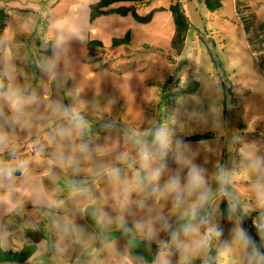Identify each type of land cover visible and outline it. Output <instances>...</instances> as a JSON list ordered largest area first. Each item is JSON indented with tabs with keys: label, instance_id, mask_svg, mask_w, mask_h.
<instances>
[{
	"label": "clouds",
	"instance_id": "clouds-1",
	"mask_svg": "<svg viewBox=\"0 0 264 264\" xmlns=\"http://www.w3.org/2000/svg\"><path fill=\"white\" fill-rule=\"evenodd\" d=\"M26 61L12 36L0 40V217L32 210L16 229L0 224V249L46 219L55 240L42 250L51 245L64 262L75 254L76 264H148L132 251L142 242L155 245L152 264H264V141L245 142L238 162L210 166L218 145L194 149L185 139L223 132L214 85L167 115L127 120L112 115L110 98L84 95L63 41L37 70ZM219 215L231 222L227 237Z\"/></svg>",
	"mask_w": 264,
	"mask_h": 264
},
{
	"label": "rangeland",
	"instance_id": "rangeland-1",
	"mask_svg": "<svg viewBox=\"0 0 264 264\" xmlns=\"http://www.w3.org/2000/svg\"><path fill=\"white\" fill-rule=\"evenodd\" d=\"M152 1L159 5V12L150 13V6L144 11H139L144 14L143 18L149 20L157 13H162L153 26L142 28L144 32L147 31L143 35L148 40V44L139 43L137 46L133 45L131 49L122 50L117 46V51L109 47L102 55L109 58L108 67L118 73L126 72L127 80L129 77L136 78V86L148 95L140 105L129 106L122 100L116 101L113 98L118 95V89L114 88L110 99L117 104L115 102L110 105L112 115L127 120H135L139 114L140 116L167 115L178 106L179 98L203 96L204 83L209 82L215 86L213 91L220 97L223 132L218 134L211 128H204L187 135L185 139L194 149L200 146L202 140L218 145L220 155L211 158L210 166L217 161L227 165L238 162L240 149L245 142L264 141V0H181L180 9L190 23V31L185 33V37L179 36L178 25L170 9L172 4L178 3L177 0H134V3H141L144 7ZM32 5L45 8L40 11L41 9H34ZM162 6L167 7L166 10ZM3 7L6 9V17L3 28L0 29V40L12 36L19 47H24L27 55L25 67L33 71L37 70L45 60L37 56L41 55L39 52L47 45L43 56L46 57L50 53V42L41 41L39 45L35 35L48 33L50 17L53 16L51 0L43 2L0 0V8ZM135 8L137 7H127V11L131 9L135 15L137 14ZM106 10L105 13H108L109 10ZM83 47L80 54L76 50L77 56L69 55L71 59L82 62ZM132 51H134L132 56H129ZM88 58H93L92 53ZM100 59L99 57L92 60L85 59L84 62H88L86 66L91 67ZM85 76L79 77L77 74L78 82L87 86L84 95L91 97L98 94L100 100H106L107 90L99 87L92 91L93 87H97L103 81L94 80L95 78L88 77L87 74ZM194 80L197 81L196 92L186 93V89ZM28 83L31 88L40 86L35 80H29ZM122 83L123 90L133 96L131 103H136L140 92H136L137 89L132 90L125 81ZM204 107H207L206 103ZM94 130L100 131L98 123L94 125ZM204 133H211L210 137L202 140L188 139L194 134ZM30 217L32 210L29 205L24 215L15 222L0 217V224H7L9 228L16 229L17 225H22ZM79 222L91 225L90 219L87 218ZM217 223L223 229L224 237H227L230 234L231 222L223 221L219 215ZM244 225L256 235L251 218H247ZM27 228L29 227H21L13 245L3 249L17 250L27 242H32V237L27 234ZM34 229L45 234L44 238L38 239L36 252L23 263L0 259V264H76L75 254L70 261L64 262L57 257L51 245L47 250H42L45 241L55 240V235L46 219H41ZM116 236L123 245L125 241L119 238V233ZM132 251L134 254L143 255L148 264H152L155 245L149 250L140 242Z\"/></svg>",
	"mask_w": 264,
	"mask_h": 264
},
{
	"label": "crops",
	"instance_id": "crops-1",
	"mask_svg": "<svg viewBox=\"0 0 264 264\" xmlns=\"http://www.w3.org/2000/svg\"><path fill=\"white\" fill-rule=\"evenodd\" d=\"M43 1L44 0H40V2ZM99 1L101 0H51L53 16L50 17L51 24L49 23L48 25V33L45 35H35L39 45L41 41L44 43L50 42V53L46 57L43 56L47 46L46 45L45 48L39 52L41 55L38 54L37 56L39 58H45L41 66L45 65L53 54L55 40L63 41V48L66 50L68 55L72 54L77 56L76 50H78V53L80 54L82 46H84L82 51V62H77L76 60L72 59V63L73 65L76 64L74 67L79 77H84L87 74L88 77L95 78L94 80L101 79L103 81V83L99 84L97 87H93L92 91L102 87L108 91V96L106 97V99H108L110 96L112 97L111 92L114 88H116L118 89V95L113 97L116 101L122 100L124 103L129 104V106L138 104L140 105V102L142 103V101L145 99L144 97L148 95H146L147 93H145V91L140 90L139 86H136V78L133 79L132 77H129L127 80L126 77H128V74L126 72L118 73L113 71L107 66V59L109 58L102 57V55L109 47H111L113 51H117V46H120L122 50L124 48L131 49L133 45L137 46L139 43L143 44L146 42V44H148V40H146L145 36L143 35V33L146 34L147 31L144 32L142 28L153 26L159 15L162 14L157 13V15L152 17L150 20L139 21L131 9L128 11L124 10V13L119 11L117 12L116 10L123 7L125 9L127 7L129 8L131 6H136L137 8H135L134 11L137 12L139 16H144V14L139 11H144L150 6V13L153 11L159 12V5L152 1L150 4L144 5L143 7L141 3H134V0H116L111 1L106 7L107 9H111L113 11L102 13L101 15L92 18L91 6ZM32 7L37 10L41 9L38 6L32 5ZM162 7L164 10L167 8L165 6ZM44 8L45 7H43V9L40 11H43ZM136 31L139 32L137 33ZM126 35H129L128 42L120 43L119 45L113 44L114 38H122ZM20 51L25 53L24 47H22ZM133 52L134 51L129 53V56H132ZM90 53H92L93 56V58H90L91 60L96 57L101 59L99 62H97V64H95V66L93 65L91 67H87L86 65L89 63L84 62V60H90L88 58ZM85 56H87V58ZM122 81H125L127 85H130L132 90L137 89L136 92H140L139 100L136 103H131L133 96L126 93V90H123ZM71 83L72 81H69L70 85ZM116 101H114V103ZM104 102L105 100L102 99L101 103ZM114 103L112 102L111 104ZM115 104H117V102ZM137 116H140V114Z\"/></svg>",
	"mask_w": 264,
	"mask_h": 264
},
{
	"label": "trees",
	"instance_id": "trees-1",
	"mask_svg": "<svg viewBox=\"0 0 264 264\" xmlns=\"http://www.w3.org/2000/svg\"><path fill=\"white\" fill-rule=\"evenodd\" d=\"M111 1L116 0H101L97 3H94L91 6V16L92 18L97 17L101 15L102 13H105L106 7L110 4ZM118 1V0H117ZM179 3H174L171 5L170 9L172 11V14L174 15V19L176 21V24L178 25V34L180 37H185V33H188L189 31V21L187 19V16L185 13L180 9ZM218 5V4H217ZM216 6V5H215ZM109 11L111 9H108ZM106 10V11H108ZM124 10L126 11L127 8H123L122 10L118 9L119 12L124 13ZM135 16L138 18V20L146 21L149 19L143 18L144 16H139L138 14H135ZM6 17V9L0 8V29L3 28L4 22ZM129 35H126L122 38H114L113 44L119 45L120 43H126L128 42ZM197 90V81L194 80L193 83L186 89V93L188 94H194ZM211 133H204V134H194L192 136H189V140H202L207 139L210 137ZM222 211L226 208V204L222 203ZM223 218V221H228L224 215H221ZM27 234L29 237H32V242H27L24 244L20 249L14 250V249H0V259L2 261H13L18 263H23L25 260H27L29 257L34 254L38 248V239L40 240L44 238V233L40 230L34 229V228H27L26 229Z\"/></svg>",
	"mask_w": 264,
	"mask_h": 264
},
{
	"label": "built area",
	"instance_id": "built-area-1",
	"mask_svg": "<svg viewBox=\"0 0 264 264\" xmlns=\"http://www.w3.org/2000/svg\"><path fill=\"white\" fill-rule=\"evenodd\" d=\"M179 1H181V0H179Z\"/></svg>",
	"mask_w": 264,
	"mask_h": 264
}]
</instances>
